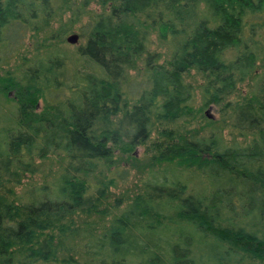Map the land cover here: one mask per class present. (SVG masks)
Returning <instances> with one entry per match:
<instances>
[{
	"label": "trees",
	"instance_id": "16d2710c",
	"mask_svg": "<svg viewBox=\"0 0 264 264\" xmlns=\"http://www.w3.org/2000/svg\"><path fill=\"white\" fill-rule=\"evenodd\" d=\"M64 1L0 0V71ZM89 2L106 11L76 30L74 59L54 48L0 76L14 104L0 126V264H264V0ZM151 34L168 48L163 63L147 50ZM189 72L201 80L197 107ZM250 77L249 95L232 102ZM208 107L245 143L204 133L217 124ZM138 146L141 191L118 213L100 211L125 177L115 164ZM50 156L63 163L50 186L8 201L4 185ZM78 215L107 219L81 233ZM69 238L76 257L62 247Z\"/></svg>",
	"mask_w": 264,
	"mask_h": 264
},
{
	"label": "rangeland",
	"instance_id": "374dc122",
	"mask_svg": "<svg viewBox=\"0 0 264 264\" xmlns=\"http://www.w3.org/2000/svg\"><path fill=\"white\" fill-rule=\"evenodd\" d=\"M105 8L100 7L94 2H89L86 6L82 5V0H66L60 2L58 7L54 12L53 19L45 27L41 28L38 33L31 35L27 38L24 48L18 54V56L10 63L9 67L0 71V76H3L4 71L13 70V67L19 63L25 62L30 59L32 56H42L45 52L51 51V49H56L58 51H63L66 53L67 57L72 60L74 59L75 50L77 47L84 44V39L79 38L76 30L90 21L93 17L104 13ZM67 24L71 26V30L65 34L62 38H59L57 41L49 42L47 41L48 36L56 31L62 25ZM75 35L77 36V42L74 45L66 43V38ZM49 47H51L49 49ZM147 50L149 53H157L159 55V60L157 64L163 63L167 60L168 48L166 46L158 45L154 34L150 35L149 43L147 45ZM141 69V63L138 62L136 68L133 71H129V76L139 77L138 73ZM264 69V54L260 61L257 63L256 73L259 74ZM251 77L246 81L241 83L234 96L231 98L232 102H239L241 98L248 96L251 91ZM184 81L187 84H190L195 91V106L199 105V95L197 91V86L200 83V77L194 72H189L185 77ZM42 104H39V110ZM14 109V104L11 101V95H8L7 98L0 95V126L9 125L11 118L10 113ZM202 116L212 122L217 123L216 126L214 123L212 127L203 129L204 133H208L210 130L215 131L216 128H220L222 132L223 140L226 143L237 141L240 144L245 142L239 138H235L233 133L226 128L225 123L220 121V116L217 112V109L214 107H208L202 111ZM194 127V124H191ZM215 128V129H213ZM148 159L144 146H138L133 150V157L131 159H118V163L115 164V169L121 174L125 173L123 179H117L116 182L109 186L105 191V199L102 201L99 210L104 209L109 212L111 209H114L112 213H118L124 206L127 200H129L133 195L141 191L142 182L145 180L147 171L144 168V164ZM114 167V166H113ZM63 168V163L58 157H48L45 160L38 161L34 165V169L28 173H21L18 176V181L16 183H9L4 185L7 188V200L11 202H22L26 198V194L32 190H37L40 187H45L46 185L51 184V182L56 178V176L61 172ZM119 201H122L121 204H118ZM118 204V205H117ZM115 206V207H114ZM114 207V208H113ZM107 219V218H106ZM106 219H102L99 215L94 216H75L73 218V225L81 233L84 230H88L87 227L98 228L101 225L106 223ZM77 238L63 239L61 241L62 247L69 248L70 246H76L75 253L73 257H76L77 251L79 250V240ZM62 250L59 252L60 256L65 253Z\"/></svg>",
	"mask_w": 264,
	"mask_h": 264
},
{
	"label": "water",
	"instance_id": "95a60500",
	"mask_svg": "<svg viewBox=\"0 0 264 264\" xmlns=\"http://www.w3.org/2000/svg\"><path fill=\"white\" fill-rule=\"evenodd\" d=\"M76 42H77V36H75V35H71V36L66 38L67 44L74 45V44H76Z\"/></svg>",
	"mask_w": 264,
	"mask_h": 264
}]
</instances>
